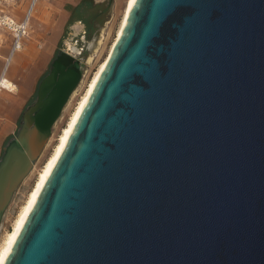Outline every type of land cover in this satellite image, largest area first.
Segmentation results:
<instances>
[{"label":"water","instance_id":"water-1","mask_svg":"<svg viewBox=\"0 0 264 264\" xmlns=\"http://www.w3.org/2000/svg\"><path fill=\"white\" fill-rule=\"evenodd\" d=\"M80 77L3 147L0 223ZM4 264H264V0L135 1Z\"/></svg>","mask_w":264,"mask_h":264},{"label":"rangeland","instance_id":"rangeland-1","mask_svg":"<svg viewBox=\"0 0 264 264\" xmlns=\"http://www.w3.org/2000/svg\"><path fill=\"white\" fill-rule=\"evenodd\" d=\"M61 1L63 0H38L35 4L36 14L31 18V25L28 27V35L24 38L23 46L14 52L15 64H11L8 77L17 85L19 98L16 105L0 99V157L3 147L16 136L21 126L23 113L38 96L40 81L50 71L59 49L63 47L64 41L72 32V26H69L66 20ZM126 3L127 0H107L106 6L100 12L99 23L86 33L83 50L74 58L78 61L81 71L80 80L52 125L50 136L40 155L34 161L31 171L18 185L4 211L0 223V245L7 233L11 231L17 212L25 202L44 163L53 151L56 140L84 93L89 79L106 57L115 38ZM10 49L11 36L7 30L3 29L0 31V69ZM63 52L66 53L61 51L60 54ZM29 58H31V64L20 66V63L28 61Z\"/></svg>","mask_w":264,"mask_h":264},{"label":"bare ground","instance_id":"bare-ground-1","mask_svg":"<svg viewBox=\"0 0 264 264\" xmlns=\"http://www.w3.org/2000/svg\"><path fill=\"white\" fill-rule=\"evenodd\" d=\"M136 0H127V3L125 5V9L119 24V27L116 31V35L115 38L108 50V53L106 55V57L104 58V60L97 66L96 70L94 71V73L92 74L91 78L89 79L86 88L84 90V93L82 94L81 98L79 99V101L77 102L75 108L73 109V111L71 112L65 127L61 130L57 140H56V145L53 148V151L51 152V154L49 155L48 159L46 160V162L43 165V168L41 170V172L39 173V176L37 178V180L35 181V183L33 184L30 192L28 193L25 202L23 203V205L21 206L19 212H17V216L15 218L14 223L12 224L11 227V231L9 233H7L6 237L3 240V243L0 245V264H4L9 252L11 251L14 242L24 224V222L26 221L32 207L35 204V201L38 197V194L40 193L49 173L51 172L54 164L56 163L60 153L62 152V149L64 148V145L66 144V141L72 131V129L74 128V125L84 107V105L86 104L90 94L92 93V90L96 84L97 79L99 78V75L101 73V71L103 70V68L106 65L108 56L110 55V52L113 48V46L115 45L119 35L122 32V29L126 23V20L128 18V15L134 5ZM37 3V2H36ZM35 3V4H36ZM35 5H33L32 8H30L29 12H28V16L30 15L31 11L33 10ZM29 18V17H28ZM28 22V21H27ZM18 51V50H17ZM63 53H61L62 55ZM14 55V52H10V57H12ZM16 140L15 138H12L5 146V148L7 147V145H9V143L13 142ZM4 148V150H5Z\"/></svg>","mask_w":264,"mask_h":264},{"label":"crops","instance_id":"crops-1","mask_svg":"<svg viewBox=\"0 0 264 264\" xmlns=\"http://www.w3.org/2000/svg\"><path fill=\"white\" fill-rule=\"evenodd\" d=\"M22 2V3H21ZM63 10L68 24L77 25L90 32L96 24L99 23V15L107 0H63ZM16 20H21L24 13H28V0H19L15 7L6 9ZM1 12V9H0ZM36 14L34 6L28 18V27L31 25V18ZM3 29H0V31ZM10 34V33H9ZM11 36V34H10ZM12 43V37H11ZM31 58L28 61L20 63V66L31 64ZM15 64L14 55L10 57V52L4 57L3 65L0 69V99L11 105H16L19 95L17 94V85L9 79L8 71L11 64ZM3 78V80H2ZM14 87V88H13Z\"/></svg>","mask_w":264,"mask_h":264},{"label":"built area","instance_id":"built-area-1","mask_svg":"<svg viewBox=\"0 0 264 264\" xmlns=\"http://www.w3.org/2000/svg\"><path fill=\"white\" fill-rule=\"evenodd\" d=\"M19 0H0V29L7 30L12 37L10 52L20 50L23 46L24 38L28 35V13H24L21 20H16L6 9L15 7ZM38 0H28V10L35 5Z\"/></svg>","mask_w":264,"mask_h":264},{"label":"flooded vegetation","instance_id":"flooded-vegetation-1","mask_svg":"<svg viewBox=\"0 0 264 264\" xmlns=\"http://www.w3.org/2000/svg\"><path fill=\"white\" fill-rule=\"evenodd\" d=\"M71 26H72V32L66 38V41H64L63 43V47L59 49L58 52L60 53L61 51H65L73 58H76V55L80 54L83 50L82 47H83V43L86 41L85 39H86L87 31L84 28H81L77 25H71Z\"/></svg>","mask_w":264,"mask_h":264}]
</instances>
